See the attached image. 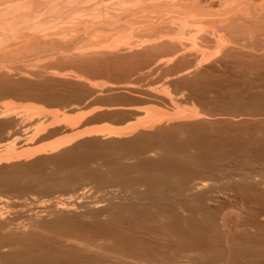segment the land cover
Returning a JSON list of instances; mask_svg holds the SVG:
<instances>
[{
	"label": "bare ground",
	"instance_id": "1",
	"mask_svg": "<svg viewBox=\"0 0 264 264\" xmlns=\"http://www.w3.org/2000/svg\"><path fill=\"white\" fill-rule=\"evenodd\" d=\"M130 65L134 68L130 69ZM137 84L146 89L138 90L141 87ZM135 86L136 89L139 87L138 92L132 91ZM116 90H127L141 95L145 102L148 99L153 103L149 107L148 102L141 100L147 106L146 117H141L143 112L141 115L133 108L131 112L127 111L131 117L139 115L144 121L122 131L101 132L98 129L96 132L92 128L95 131L79 133L76 126L94 112L93 109L81 110L82 104L91 99V105L101 93L113 94ZM208 93L209 97L213 95L210 101H206ZM214 93L220 97L232 94L241 107L247 101L244 105L248 103L249 109L254 108L251 114L256 112L252 114L257 118H253V123L259 122L263 127L257 126L264 130V110L254 107L262 106L264 101V0H0V99L7 97L22 104L26 102L21 112L14 110L21 104L11 106V99H8L11 105L7 103L9 101L5 102L8 106L0 105V141H11L10 146L2 145L5 149L0 151V165L12 164L0 168V249H7L0 252V264H208L207 259L223 256L231 258L229 264L259 261L264 257V250H261L264 245L260 241L256 240V245L252 241L249 248L240 244L241 237L237 240V236L228 237L227 234L224 252L223 248L217 247L218 235L206 234L198 219L195 221L192 217L193 214L208 217L206 222L209 224L205 227L211 232L217 219L210 220L207 207L216 204L219 198L230 196L231 199L232 195L241 201L245 198L257 204L264 203V135L263 139L261 134L258 139L231 137L234 131L231 129L241 125L235 124L237 120L233 124V120L246 118L247 107L239 106L243 114H238L239 108L231 100L233 97L227 95L233 103L230 105H234L233 108L231 105L232 111L237 108L236 112L231 111L228 103L227 108L232 113L225 116L226 112H223V118H217L230 116L224 119L230 120L221 123V119L219 122L214 118L216 122L210 117L216 122L210 119L214 126L219 123L215 129L216 132L222 129L219 132L222 137L218 133L220 136L218 140L214 139L216 141L190 138L191 143L194 141L191 148L187 147L191 145L189 142L186 146V141L179 139L185 134L193 137L196 130H202L200 124L205 131H208L206 127L215 130L208 120L212 100L214 104L219 103H215ZM234 94L240 95V101L245 97V101H241L243 104ZM220 97L217 99H221L219 105L223 106L211 108H216V112L218 107L221 112L227 109L224 108L227 101ZM133 98L136 104H143L140 96ZM206 102L212 105L209 107ZM156 103H161V109L164 104L168 105L165 109L169 108L163 113L152 110ZM80 105V110L76 109ZM42 106L61 108V111L58 114V110L47 108L52 112L50 114ZM103 109L111 112L108 108ZM18 112L24 114L19 116ZM215 114L220 115V112ZM251 121L252 118L247 123ZM185 122L197 126L193 128L184 125ZM204 123L211 125L208 127ZM239 123L246 124L243 120ZM227 125L234 127L230 129ZM198 126L199 129H195ZM181 130L183 136L179 134ZM60 131H68L69 136L46 148L29 150L25 147L17 151L12 146L15 141L29 145ZM84 136L108 140L100 143L97 138L99 141L91 146L98 151L104 148L109 153H89L98 155L95 159L98 160L97 168L84 165L82 150L86 148L85 143L78 142L70 147V143ZM127 136L132 138L125 140ZM119 137L125 141L116 140ZM67 146L68 149L60 150L61 153L56 155L58 160L52 158L59 162L61 156L63 162L60 165L55 161V164L51 163L48 173L45 172L48 158L27 163ZM76 153L83 161L79 169L69 163ZM147 154L157 155L156 158L152 156L155 161L145 157ZM126 160L136 161L128 165L124 163ZM134 173L136 177L131 176ZM82 182L85 186L79 187L71 196L39 204L29 194L51 195L55 190H67ZM86 185L90 189H85ZM93 193L102 195L96 201L90 200ZM119 196L132 203L129 200V204L115 203L114 199L117 201ZM189 204L193 206L191 210ZM14 208H17L16 213L20 209L17 216H24L25 223H16V215L9 216L8 211ZM99 213H105V222L98 220ZM185 213L191 214L186 216L187 220L183 217ZM162 214L168 215V221L164 218L166 222L155 224L152 221L155 218L150 219L152 222L146 220L162 217ZM177 214L182 215L185 222ZM82 218L89 220L86 221L88 224H84ZM186 221L191 222V226L182 229ZM150 229L164 235V242L167 240L170 246H166L167 242L165 247L157 246L164 249L160 252L153 244L137 237L138 233ZM182 232L186 235L183 233L185 236H182ZM40 233L42 237L38 235ZM173 233L180 234L182 241L189 235L188 243L185 242L188 247L174 239L175 234L171 237ZM204 246L209 250L212 247V253L206 249L210 256L203 252L205 256L194 254L201 252ZM74 248L80 256L79 253L76 257L67 255L75 253L72 252Z\"/></svg>",
	"mask_w": 264,
	"mask_h": 264
},
{
	"label": "rangeland",
	"instance_id": "2",
	"mask_svg": "<svg viewBox=\"0 0 264 264\" xmlns=\"http://www.w3.org/2000/svg\"><path fill=\"white\" fill-rule=\"evenodd\" d=\"M127 67L129 66V65H126ZM131 66V65H130ZM134 67L133 66H131V68L130 69H133ZM116 69H118V68H116ZM118 71V70H117ZM116 72V71H115ZM121 72V71H120ZM100 81H102V80H100ZM97 83V82H96ZM99 83H102V82H99ZM141 84H143V83H141ZM141 84H137L136 86H139V87H141V89L139 88V87H137V89L138 90H140V91H142L143 89H146L143 85L142 86H140ZM136 86H135V88L132 90V91H134V90H137L136 89ZM144 87V88H143ZM143 88V89H142ZM138 90L137 91H134V92H138ZM124 91H126V92H124ZM116 92H119V90H116L115 91V93ZM122 94H121V93ZM120 92L119 93H114L113 92V94L110 92V94L108 93H105V95H104V93H101V94H103L102 96H100L99 95V98H98V100L97 101H95V100H93V98L94 99H96L95 97H93L92 98V100L94 101V104L91 102V105L93 104L94 106H91L90 104H89V102H90V100H88L89 102H86V103H88V104H82V105H84L83 107H81L82 105H80V106H77V108L76 109H78V110H80V108L79 107H81V110H82V108H83V110L85 111H92V109H93V111L96 113H94V112H92L91 114H89L90 115V117H89V115L88 116H86L85 117V119H83L80 123H79V125H77L76 127L77 128H75L79 133H80V131L83 133V131H87L88 132V130L89 131H91L90 129H92V128H94L95 130H96V132H97V130L99 129V131H113V132H115V131H122V130H127L128 128H132V127H136L137 125H139L140 124V122H143L144 121V119L143 120H141L142 118H140L139 117V115L136 117V116H134V117H131L130 116V113L129 112H127V111H129L130 109H132L133 108V111L136 109L137 110V112L139 113H141V112H143V115H142V113H141V117H143V116H145V113L148 111L147 109H146V104H144V103H147L148 102V99H146V102H145V100H143L144 98L141 96V95H138V96H136L137 94H131V92H129V91H127V90H123V91H121L120 90ZM125 93H129V94H131L130 96H131V98H130V96H129V94H125ZM217 93H219V92H217ZM223 93V92H222ZM222 93H219V94H221L222 95ZM106 94H107V96H106ZM212 93H210V95H211ZM225 94H227V93H225ZM108 95H110V96H108ZM112 95V96H111ZM126 95V96H125ZM214 95H215V98H216V100H217V102L215 101V103H220V100L221 99H217V97H220V96H218V94H216V93H214ZM216 95H217V97H216ZM228 95V94H227ZM227 95L226 96H224V97H220V98H222V100H224V101H227V103H226V105H224V108L226 107L227 108V106H228V103H229V105H230V103H236L237 104V99H235L234 100V97L233 96H231V95H228V96H230L232 99V102H230V99H228L227 98ZM98 96V95H97ZM103 96H105V99L104 100H102L104 97ZM133 96L134 97H139L140 96V101H141V103H143L144 104V106H143V104H139V102H138V104H136L137 102H136V100L135 101H133V99H135V98H133ZM212 96L213 95H211V97H209V93L207 94V96H206V101H210L211 100V98H212ZM234 96H236V97H238V102L240 101V99H239V97H240V95L238 96V95H235L234 94ZM242 96H244L243 94H242ZM241 96V97H242ZM101 97H102V99H101ZM106 97H107V99H106ZM174 97V96H173ZM226 97V99H224ZM229 97V98H230ZM248 97V96H247ZM250 97V96H249ZM249 97L247 98V99H249ZM7 99L6 101L5 100H2V99ZM5 98H1L0 100L2 101V102H0L1 104L0 105H4V103L5 102H7V101H9L8 99H11L10 101H12V98H7V97H5ZM136 98V99H137ZM142 98V99H141ZM175 98V97H174ZM208 98H210L209 100H208ZM215 98H214V100H215ZM245 98V97H244ZM243 98V100L245 101V99ZM219 100V101H218ZM242 100V98H241V101H243ZM4 101V102H3ZM10 101L9 102H7L8 104H10ZM224 101H221L222 103H224ZM240 101V102H241ZM252 101V100H251ZM262 101V100H261ZM259 102L260 104L262 103V102ZM13 102V103H12ZM11 102V106H13L14 105V103H16L15 105H17V104H21V106L20 105H18V106H20V108L19 109H17L18 108V106H17V108L15 107V109L14 110H20L21 109V107H25V106H23V104L24 105H26V102H24L23 104H22V102H19L18 100H13ZM19 102V103H18ZM247 102V101H246ZM245 102V103H246ZM3 103V104H2ZM207 103V102H206ZM209 104L211 103V102H208ZM207 103V105L209 106V104ZM219 103L218 104H214L213 103V100H212V107H214V105H218V106H223V105H219ZM221 103V104H222ZM232 103V104H233ZM244 103V104H245ZM254 103H255V101H254ZM6 104V103H5ZM8 104H6L7 106H8ZM28 104H30V103H28ZM28 104H27V106H28ZM149 104H150V106H149ZM151 104H153L152 102H148L147 103V105L149 106V107H151L152 105ZM231 104V105H232ZM235 104V105H236ZM241 104H243L242 102H241ZM242 105V107H241V105H240V103L239 104H237L236 106H238V108L240 109V107L241 108H245V107H247V104H246V106L245 105ZM256 104H258V103H256ZM259 104V105H260ZM87 105V108L85 107ZM138 105V106H137ZM155 105H161V103H156V104H154L153 105V107H154V109H152V110H156L157 112H160V113H163V112H165L166 111V109L167 108H169V107H166V109H165V106H168V105H166V104H162V106H164V107H162V108H164V109H161V106L159 107H156ZM206 105V106H207ZM210 105V106H211ZM231 105L230 106H228V107H230V109H231V111H232V108H233V106L234 105H232V108H231ZM249 105H251V104H249ZM248 105V106H249ZM254 105V104H253ZM262 106H254V107H258L257 109L258 110H260L261 108L260 107H262V109L264 110V108H263V106H264V101H263V104H261ZM10 106V107H11ZM33 106V105H32ZM35 106V105H34ZM40 106V105H39ZM39 106L37 105L36 107L37 108H39ZM89 106H91V107H89ZM141 106H142V108H141ZM209 106V107H210ZM217 106V107H218ZM235 106V107H236ZM240 106V107H239ZM1 107V106H0ZM35 107V108H36ZM43 108H45L46 110H47V112H49V110L50 111H57L58 110V114H59V112L61 111L60 109L61 108H57V107H45V106H42ZM89 107V108H88ZM94 107V108H93ZM99 109H98V108ZM149 107H148V109H149ZM209 107H207L208 109H209ZM211 107V108H212ZM216 107V106H215ZM8 108V107H7ZM12 108V107H11ZM10 108V109H11ZM49 110H48V109ZM86 108V109H85ZM102 108V109H101ZM103 108H108L107 110H110L111 112H107L106 111V109H103ZM109 108H112V109H109ZM114 108V109H113ZM116 108H117V110H116ZM210 108V111H209V123L214 119V118H216V120L218 119V121L221 119V118H223V112H226V113H224L225 114V116L226 115H228V114H230V113H232V112H230L229 110V108H227L226 110L225 109H222V110H225V111H222L221 112V108L219 109V107H218V109H217V112H216V108H214V109H211ZM223 108V107H222ZM248 108V107H247ZM246 108V113H244L245 114V116H246V118H244V116L243 117H239L240 118V120H243L247 125L249 124V127L247 128L246 127V124L245 125H243V123H239L240 122V120H238V118H235L234 120H233V124H234V122L237 120V121H239V122H235V124L237 123V124H241V125H238L236 128H232V127H234V126H232L231 125V127L229 126V125H227V126H229V127H227V128H232L231 130L233 131L232 132V135L234 134V132L235 131H238V133L237 132H235V136H232L231 135V137L233 138L234 137V139L236 138V139H238L237 137H240L239 138V140H243L242 138H249V139H258L260 136H262V139H263V135H264V130H262L263 128H260V127H263V126H260L259 125V122H258V124L256 123V124H254L253 123V118L255 117V116H253V115H255L256 114V112L252 115L251 114V110H252V108H253V106L251 107V109H249L250 108V106H249V111H250V114H248V109ZM1 109H2V107H1ZM13 109V108H12ZM40 109H41V107H40ZM44 109V111H46ZM52 109V110H51ZM87 109H89V110H87ZM96 109V110H95ZM97 109L98 110H100L101 112L99 113V111H97ZM124 109V110H123ZM126 109H128V110H126ZM139 109V110H138ZM229 109V110H228ZM235 109H237V108H234L233 110H234V112L233 113H235L236 111H235ZM239 109H237V113L239 114V113H241L243 110L242 109H240L241 111L239 112L238 110ZM254 109V108H253ZM261 109V110H262ZM23 110V109H22ZM103 110V111H102ZM115 110V111H114ZM141 110V111H140ZM147 110V111H146ZM158 110H160V111H158ZM163 110V111H162ZM165 110V111H164ZM218 110H220L219 112H220V115H217V114H215V113H219L218 112ZM229 112H228V111ZM260 110V111H261ZM97 111V112H96ZM113 111V112H112ZM117 111V112H116ZM121 111V112H120ZM215 112V113H211L210 114V112ZM244 111H245V109H244ZM20 112H21V110H20ZM20 112H18L19 113V116H22V114H24V113H20ZM86 112V113H87ZM104 112H107L106 114H104ZM130 112H131V110H130ZM145 112V113H144ZM253 112V111H252ZM14 113L16 114L17 113V111H14ZM50 113V112H49ZM52 113V112H51ZM50 113V114H51ZM78 113V112H77ZM76 113V114H77ZM110 113V114H109ZM129 113V114H128ZM169 113V112H168ZM222 113V114H221ZM261 113V112H260ZM76 114H72L73 116H76ZM101 116H100V115ZM109 114V115H108ZM241 114H243V112L241 113ZM78 115V114H77ZM96 116V117H94V116ZM222 115V116H221ZM249 115H251V116H253V117H251V116H249ZM70 115H68V117H69ZM73 116H70V118H73ZM215 116V117H214ZM218 116H220L221 118H217ZM247 116H249L250 118H247ZM136 117V118H135ZM146 117V116H145ZM210 117H213V119L212 118H210ZM230 118V116H227V118ZM93 118V119H92ZM226 117H224V119H227ZM251 118H252V121L250 122V123H247V122H249V119L251 120ZM256 118V117H255ZM254 118V119H255ZM60 120H61V118H59ZM58 119V120H59ZM210 119H211V121H210ZM224 119H221V121L222 120H224ZM245 119H246V121H245ZM257 119V118H256ZM260 119V118H259ZM59 120V121H60ZM215 120V119H214ZM213 120V122H215ZM230 120V119H229ZM228 120V121H229ZM225 121V120H224ZM227 121V120H226ZM225 121V122H226ZM227 121V122H228ZM255 121V120H254ZM76 122V121H75ZM217 122V121H216ZM215 122V123H216ZM220 122V121H219ZM224 122V123H225ZM187 122H185V123H183L184 125H188V126H190V127H192L193 125H192V123L190 122H188L187 124H186ZM193 123H195V122H193ZM212 123V122H211ZM221 123H223V121L221 122ZM230 123V122H229ZM228 123V124H229ZM252 123V124H251ZM191 124V125H190ZM204 124H206V123H204ZM213 124V128L215 129L216 128V125L218 126V124H216L215 126H214V123H212ZM231 124V123H230ZM236 124V125H237ZM206 125H208V127H210L209 125H211V124H206ZM225 125V124H224ZM260 126V127H258V126ZM60 127L59 128H63V125H59ZM62 126V127H61ZM194 126H197L196 125V123H195V125ZM194 126H193V128H194ZM252 126V127H251ZM253 126H255V128L253 127ZM200 127H202L201 129L203 130H201V131H199V130H196V131H199V132H196L195 131V129H199V126L198 127H195V129H193L194 131H195V134H193L194 136L193 137H191L192 135H187V134H185L184 136L182 135L183 134V132H182V130H181V132L179 133L178 131H177V134L179 133V134H181L183 137V139L182 138H180L179 137V139L182 141V142H184V141H186V142H184L185 144H186V146H187V144H188V142H189V144H191V145H189V146H187L188 148H191V146H192V143L194 142V141H196V139H202L203 138V140L205 141V139L204 138H208V139H211L212 141H216V140H218L219 139V136L221 135L219 132H220V130L222 131V129H219L218 127V131L216 132V129L215 130H211L210 128H207L206 127V130L208 129V131H205V128H203L204 126H201V124H200ZM226 127V126H225ZM242 127V128H241ZM244 127V128H243ZM257 127V128H256ZM244 131V133H243V131L241 130V129ZM229 129V130H230ZM68 130V129H67ZM95 130H93L92 129V131H95ZM209 130H211L210 131V133L211 134H209ZM223 130H224V128H223ZM76 131V132H77ZM101 131V132H102ZM180 131V130H179ZM228 131V130H227ZM253 131H257L256 133L255 132H253ZM259 131V132H258ZM260 131L262 132V133H260ZM77 132V133H78ZM84 132V133H85ZM205 132V133H204ZM207 132H208V135H207ZM62 133V134H61ZM65 133V134H64ZM199 133V134H198ZM201 133V134H200ZM213 133V134H212ZM220 135H219V134ZM230 133H231V131H230ZM240 133V134H239ZM258 133V134H257ZM178 134V135H179ZM216 134H217V137H214V135L216 136ZM239 136H238V135ZM261 134V135H260ZM263 134V135H262ZM181 135H179V136H181ZM195 135H197V137L195 136ZM202 135V136H201ZM210 135V136H209ZM211 135H213V136H211ZM260 135V136H259ZM69 136V133H68V131H67V133L65 132V131H63V132H59L58 134H56V135H54V136H51V137H49L48 139L46 138V139H44V140H41V141H35V142H33V143H31V144H29V145H25V146H23L24 144L23 143H17V141H15V142H13L14 144H15V146H14V144L12 145L13 146V148L15 149V150H17V151H22V149L24 150L25 149V147L27 148V149H33V148H39V147H45L46 148V146H50V145H52V144H55L56 142H60V141H62L64 138H67ZM100 136V135H99ZM99 136H96L97 138H99L100 139V141H99V139L97 140V138L95 139V137H83V138H81L80 140H78L77 142H73L72 144L70 143V147H72V145H75L76 143H82V144H84L85 146H86V148L85 149H87V150H85V149H83L82 151H83V154H82V156H84V157H82L83 158V160H84V165L85 166H88V167H92V168H97V164H98V160H95V159H97L98 158V155H91V154H89V153H92L93 154V152H94V154H98V152H99V155H106L105 153H107V152H105V149L103 148V149H101L100 151H98V150H95V148H93L92 149V145L95 143L96 144V142H100V143H103V142H106V140L104 141V140H102ZM185 136L187 137L186 139H185ZM128 137L129 136H127L126 137V139L125 138H121V137H119V138H121V139H116V140H119V141H125V140H129V139H131L132 137L130 136L129 137V139H128ZM220 137H222V135L220 136ZM229 137V136H228ZM231 137H229V138H231ZM190 138L191 139H193L192 141V143H191V140H190ZM194 138H196V139H194ZM217 138V139H216ZM261 138V137H260ZM125 139V140H124ZM185 139V140H184ZM214 139H216V140H214ZM187 140H189V141H187ZM91 143H90V142ZM102 141V142H101ZM108 141V140H107ZM202 141V140H201ZM9 142V143H8ZM8 142H2V141H0V151L2 152L3 151V149H5V147H7V145L8 146H10L9 144H10V140L8 141ZM18 145H17V144ZM5 144V145H4ZM23 144V145H22ZM182 144V143H181ZM184 144V145H185ZM5 146V147H3V146ZM89 146V147H88ZM69 148V146H67V147H65V148H61L60 147V149L57 151H54L55 153H45V155L43 156H37L36 158H33V160L31 159V160H29V161H27V163H31V162H33L34 160H37V159H39V158H45V161H46V159H47V162H45L46 163V165H48V167H47V169H45V172L46 173H48L49 171H50V169L52 168L51 166H52V164L51 163H53V164H55V162L57 163V164H61L63 161H62V159H61V156H59V162L57 161L58 160V155H59V152H60V150H61V152H62V150L63 149H68ZM91 150H90V149ZM95 150V151H94ZM82 151H81V153H82ZM84 151H85V153L86 154H88L87 156H85L86 154L84 153ZM88 153H87V152ZM98 151V152H97ZM189 151H191L192 152V149L190 150L189 149ZM60 152V153H61ZM104 152V153H103ZM103 153V154H102ZM248 153V152H247ZM58 154V155H57ZM78 154H80V152H78ZM77 153H76V156H75V158H74V160H72V158H70L69 160V163H70V165L71 164H74L73 166L76 168H78V166H80L79 164H81L83 161L80 159V158H77L78 156H80L81 157V154L80 155H78ZM85 154V155H84ZM57 155V156H56ZM78 155V156H77ZM107 155H109V153H107ZM150 155V156H149ZM55 156V157H54ZM152 156H154L155 158H156V156L157 155H154V154H147V156L145 155V157H148V159H151V160H154L155 161V159H154V157H152ZM57 157V158H56ZM85 157H87V158H85ZM90 157V158H89ZM96 157V158H95ZM101 157V156H100ZM52 158H56V159H52ZM51 161H50V160ZM78 159H80V161L78 160ZM86 159V160H85ZM72 160V161H71ZM76 160V161H75ZM31 161V162H30ZM55 161V162H54ZM61 161V162H60ZM73 161H74V163H73ZM79 161V162H78ZM82 161V162H81ZM129 161V162H128ZM126 160V161H124V163L125 164H128V165H130V164H132L133 162L132 161H136V160ZM12 164H3V166H2V164L0 165V168H1V166L2 167H4V166H6V167H9V166H11ZM83 165V164H82ZM46 167V166H45ZM44 167V168H45ZM79 169V168H78ZM104 169V168H103ZM102 169V170H103ZM104 172H105V169H104ZM48 175V174H47ZM131 176L133 177V176H135L136 177V174L134 173V174H131ZM83 185H84V182H82V183H80L78 186H74V187H72V188H70V189H67V190H64V189H59V190H55V191H53L52 193H51V195L49 194V195H42L40 192H38V193H36V192H34V193H29V194H31L32 195V197L33 198H35L36 199V202L39 204V203H42V202H44V201H47V200H50V199H54V198H65V197H69V196H71L73 193H75L76 192V190L77 189H79V187H83ZM85 186V185H84ZM89 188V186H87L86 185V187H85V189H88ZM90 189V188H89ZM140 189H142V188H140ZM40 193V194H39ZM98 197H97V196ZM100 195H102L101 193L100 194H91L90 195V200H97L99 197H100ZM231 195V194H230ZM236 197V198H235ZM235 197H233L232 195H231V199H229L230 198V196L228 197H223L222 199L221 198H219L218 200H217V203L215 204V203H212V204H210V206H208L207 208V211L209 212L208 214L210 215V220L212 219V220H215L216 221V219H217V221H216V226H215V228L214 229H216V230H212L211 232L206 228L208 225L207 224H209L208 222H206L207 221V218L208 217H206V219L204 218V216L203 215H199V214H193L192 215V217H194V220L196 221V219H198L197 220V222L199 223V226L202 228V230L206 233V234H208V235H210L211 234V236H214V234L216 233L218 236L216 237V239H218V240H220V241H218V245H217V243L215 242V240H214V242L216 243V245H217V247H219L220 249H222L223 248V251L225 252V246H226V243H225V240L224 239H226V237H227V234H229L228 235V237L229 236H232L233 235V237L234 238H236V236L238 237L237 238V240H239V238L241 237V239H243V240H241L240 242H242V243H240L242 246H243V243H244V245H248L249 246V248L251 247L250 246V244L251 243H254L255 242V245L257 244L256 242L257 241H260L261 243L260 244H262V245H264L263 243H264V203L263 202H259L258 204H257V202H251L250 200H246L245 198L243 199L244 201L246 200V203H243L244 201H241V199H239L237 196H235ZM26 198V197H25ZM233 198V199H232ZM120 199V200H119ZM115 200V203L117 202V203H119L120 201H121V204H129V203H127L128 202V200L127 199H125L124 200V198H120V196H119V198H118V200L116 201V199H114ZM114 200H113V202H114ZM123 200H124V202H123ZM127 200V201H126ZM237 200V201H236ZM131 203H132V201L131 200H129ZM123 202V203H122ZM234 202V203H233ZM247 202H249V203H247ZM142 203H144V202H142ZM222 203V204H221ZM230 203V204H229ZM253 203V204H252ZM255 203V204H254ZM120 204V203H119ZM145 204V203H144ZM143 204V205H144ZM223 205V206H222ZM231 205V206H230ZM254 205V206H253ZM263 205V206H262ZM174 206V205H173ZM230 206V207H229ZM157 207V206H156ZM258 207V208H257ZM159 208V207H158ZM188 208L191 210L192 208H193V206H191V204H189L188 205ZM221 208V209H220ZM256 208V209H255ZM13 209V208H12ZM10 210V211H8V214H9V216H11V217H15V215H16V217L15 218H17V221H16V223L17 222H19V221H22V223H25V222H23V221H25V218H24V216H21L20 215V217L19 216H17V213H19L20 214V209L17 211V213H16V210H17V208H16V210H15V208H14V210ZM223 209V210H222ZM101 210V209H100ZM102 210H103V208H102ZM159 210H161V208H159ZM158 210V211H159ZM164 210V209H163ZM222 210V211H221ZM256 210V211H255ZM261 210V211H260ZM6 211H7V209L5 210V213H6ZM162 211V210H161ZM215 211V212H214ZM220 211V212H219ZM224 211H225V213H224ZM254 211H255V213H254ZM13 212V213H12ZM16 214H15V213ZM156 212H157V209H156ZM160 212V211H159ZM213 212V213H212ZM261 212V213H260ZM260 213V214H259ZM21 214H23V213H21ZM164 214V213H163ZM162 214V217L160 216H156V217H150V218H148V219H146V220H152V219H154V220H152L153 222L155 221V224H158V223H160V222H166V221H168V215L167 214H165V215H163ZM216 214V215H215ZM227 214V215H226ZM75 215H77V216H79L78 215V213H76ZM160 215V214H159ZM167 215V216H166ZM180 214H177L176 216L177 217H179L180 218V220H183L184 222H185V220L184 219H186L187 220V217L186 216H191V214L189 215H187V213H185V216H184V214H183V217H184V219H183V217H182V215H180ZM221 215V216H220ZM237 215V216H236ZM99 217H98V220L100 221V222H105L106 220H107V216H105V213H99V215H98ZM166 216V217H165ZM198 216V217H197ZM251 216V217H250ZM19 217V218H18ZM21 217H23V219L21 218ZM80 217V216H79ZM202 217V218H201ZM222 218V220H225L226 218V220H225V222L224 221H222L221 219H219V218ZM224 217H225V219H224ZM14 218V219H15ZM100 218V219H99ZM102 218H103V221H102ZM106 220H105V219ZM166 219V221H165V219ZM253 218V219H252ZM83 219V220H82ZM81 220L82 221H84L85 223L84 224H88V223H86V221L87 222H89V220H87V219H85V218H82ZM135 219V221L134 222H136V220H137V218H134ZM161 219V220H160ZM230 219V220H229ZM237 219V220H236ZM150 220V221H151ZM157 220V221H156ZM164 220V221H163ZM172 220V219H171ZM221 220V221H220ZM234 220H235V222H234ZM47 221H49V220H47ZM149 221V222H150ZM151 221V222H152ZM254 221V222H253ZM258 222V223H257ZM19 223H21V222H19ZM136 223H138V222H136ZM135 223V224H136ZM188 223V224H187ZM191 222H187L186 221V224L184 225L183 224V226H182V223H181V225L180 226H182V229H185V227L187 228L189 225L191 226V224H190ZM206 223V224H205ZM219 223V224H218ZM203 225V226H202ZM205 225H206V227H205ZM226 225V226H225ZM240 225V226H239ZM251 225V226H250ZM99 227H100V225H98ZM98 226H96V228L98 227ZM101 226H102V224H101ZM179 226V227H180ZM223 226V227H222ZM248 226V227H247ZM225 227H226V229H225ZM250 227H252V228H250ZM260 227V228H259ZM263 227V228H262ZM220 228V229H219ZM188 229V228H187ZM258 229V230H257ZM260 229V230H259ZM207 230V231H206ZM228 230V233L226 232ZM209 231V232H208ZM239 231H240V233H239ZM255 231V232H254ZM259 231V232H258ZM153 232V233H152ZM208 232V233H207ZM225 234H224V233ZM229 232H231V233H229ZM183 233L184 232H182L181 234H182V236H185V235H183ZM242 233V234H241ZM252 233H253V235H252ZM260 233V234H259ZM149 234V235H148ZM152 234V235H151ZM175 233H173V234H170V236L171 235H173V236H171V237H174L175 235H176V237L174 238V239H181L182 238V236L180 235H178V234H175ZM216 234H215V236H216ZM223 235V238L222 237H220V236H222ZM231 234V235H230ZM236 234V235H235ZM39 236H41L42 234L40 233V234H38ZM143 235V236H142ZM150 235L153 237H150ZM157 235V236H156ZM178 235V236H177ZM220 235V236H219ZM138 236H140V237H138ZM160 236V237H159ZM189 236V235H188ZM188 236H186L185 238H184V240L182 241V240H180V242H181V245H186V246H183V247H188V245L185 243V242H187L188 243V241L189 240H187V237ZM210 236V237H211ZM225 236V237H224ZM42 237V236H41ZM43 237H44V235H43ZM135 237H136V235H135ZM137 237L140 239V240H143V241H145V242H147V243H149V244H153L154 246H158L159 248H160V245H162L163 247H165L164 245L166 244V242H167V240H166V242H164L165 240L164 239H166L165 238V236L164 235H161V234H159V233H157L155 230L153 231L152 229H150L148 232L146 231V232H141V233H138L137 234ZM167 237V236H166ZM180 237V238H179ZM190 237V236H189ZM209 237V236H208ZM209 237V238H210ZM221 238V239H219V238ZM253 239H252V238ZM261 237V238H260ZM211 238H213V237H211ZM210 238V239H211ZM234 238H233V240H234ZM263 238V239H262ZM148 239V240H147ZM158 239V240H157ZM162 239V240H161ZM183 239V238H182ZM189 239V238H188ZM223 239V240H222ZM230 239V238H229ZM248 239H249V242H248ZM260 239V240H259ZM186 240V241H185ZM245 240V241H244ZM257 240V241H256ZM36 241V240H35ZM34 241V242H35ZM156 241V242H155ZM161 241V242H160ZM177 241V240H176ZM252 241H254V242H252ZM34 242H33V244H34ZM37 242V241H36ZM152 242V243H151ZM184 242V243H183ZM247 242V243H246ZM170 243V242H169ZM58 244V243H57ZM60 244H62V243H60ZM64 244V243H63ZM158 244V245H157ZM65 245V244H64ZM170 246V244H168V242H167V244H166V246ZM222 245V246H221ZM254 245V244H253ZM248 246H246V247H248ZM156 248L157 249V251H162V250H164V249H159V248ZM208 246H204V248L203 249H200L201 250V252L199 251V252H195L194 254H198V255H201V256H205V255H211V254H209V252L210 253H212L211 251V248L212 247H210V250L207 248ZM261 247H263V246H261ZM225 248V249H224ZM75 249H77V248H74V250ZM209 250V252L207 251V250ZM264 250V247L263 248H261V250ZM73 250V249H72ZM78 250V249H77ZM77 250H75V251H72V252H75V253H69V254H67L68 256H74V257H76L77 256V254L79 253ZM251 250V249H250ZM254 250V249H253ZM7 251V249L6 248H4V249H0V252H6ZM80 251V250H79ZM82 252V251H81ZM110 252V251H109ZM109 252H107V253H109ZM205 253V255L203 254V253ZM202 253V254H201ZM79 256L81 255V253H79L78 254ZM93 255H91V257H92ZM196 256V255H195ZM224 257V256H223ZM223 257H221V258H218V259H216V260H210V259H207L206 261H208L207 263L208 264H229L230 262H231V258L229 259V257H227V256H225L224 258L226 259V260H228V262L223 258ZM227 257V258H226ZM222 258H223V260H222ZM219 260L221 261V262H219ZM212 261H214V262H212ZM227 262V263H224V262ZM230 261V262H229ZM255 262V264H264V257H261V258H259V261L258 260H254ZM223 262V263H222ZM242 262V261H241ZM261 262V263H260ZM243 263V262H242ZM249 263V262H248ZM247 263V264H248ZM253 262H252V264H254ZM245 264V263H244Z\"/></svg>",
	"mask_w": 264,
	"mask_h": 264
}]
</instances>
